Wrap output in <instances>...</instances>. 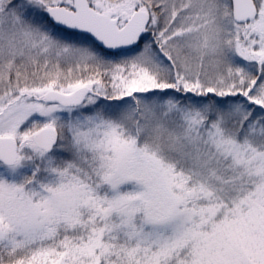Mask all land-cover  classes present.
Masks as SVG:
<instances>
[{
    "label": "snow or ice",
    "instance_id": "snow-or-ice-1",
    "mask_svg": "<svg viewBox=\"0 0 264 264\" xmlns=\"http://www.w3.org/2000/svg\"><path fill=\"white\" fill-rule=\"evenodd\" d=\"M0 167V264H264V0H0Z\"/></svg>",
    "mask_w": 264,
    "mask_h": 264
},
{
    "label": "rangeland",
    "instance_id": "rangeland-1",
    "mask_svg": "<svg viewBox=\"0 0 264 264\" xmlns=\"http://www.w3.org/2000/svg\"><path fill=\"white\" fill-rule=\"evenodd\" d=\"M0 177L6 178L10 181L13 179V176L9 175V173L5 169H3L2 167H0Z\"/></svg>",
    "mask_w": 264,
    "mask_h": 264
}]
</instances>
